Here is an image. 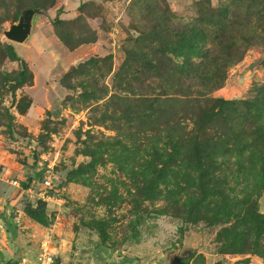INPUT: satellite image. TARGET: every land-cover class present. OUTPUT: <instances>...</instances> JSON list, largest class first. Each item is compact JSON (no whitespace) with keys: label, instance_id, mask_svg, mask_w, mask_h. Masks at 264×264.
Instances as JSON below:
<instances>
[{"label":"rangeland","instance_id":"1","mask_svg":"<svg viewBox=\"0 0 264 264\" xmlns=\"http://www.w3.org/2000/svg\"><path fill=\"white\" fill-rule=\"evenodd\" d=\"M263 85L264 0H0V209L45 225L12 264H264Z\"/></svg>","mask_w":264,"mask_h":264},{"label":"crops","instance_id":"2","mask_svg":"<svg viewBox=\"0 0 264 264\" xmlns=\"http://www.w3.org/2000/svg\"><path fill=\"white\" fill-rule=\"evenodd\" d=\"M86 48V46H81L72 52H68V54L76 55V53H83ZM31 105L32 103L30 102V106ZM5 198L10 199L8 202L9 205L15 203V200H12V198L15 199L12 194H9ZM15 212L17 213V211ZM22 223L23 226L20 227ZM17 227H19V229ZM24 229H29L30 232L40 231L36 223L29 219L23 218L20 213H17V215H14L13 213V215H11L7 210L0 209V264H12V260L14 259L13 257L15 255V252L13 251L14 248H11L13 247L12 245H14L15 248L16 246L19 247L21 245L26 248L25 244L28 242V238L25 236H29V233H23ZM43 230L47 232V229L44 228ZM48 230L50 231V229ZM38 247V254L36 253L37 255H35L34 258L29 260L25 257L26 254H23L22 257L19 258L17 264H53V247L50 246V244L46 246L44 240L40 242ZM25 248L22 249L24 250ZM43 251L45 252V256L50 259V262H47L46 258L43 257ZM4 254H7L8 256L4 257Z\"/></svg>","mask_w":264,"mask_h":264},{"label":"water","instance_id":"3","mask_svg":"<svg viewBox=\"0 0 264 264\" xmlns=\"http://www.w3.org/2000/svg\"><path fill=\"white\" fill-rule=\"evenodd\" d=\"M40 13L41 11L36 8L24 9L20 12L17 22L3 31V36L13 43H22L29 36L33 16Z\"/></svg>","mask_w":264,"mask_h":264},{"label":"trees","instance_id":"4","mask_svg":"<svg viewBox=\"0 0 264 264\" xmlns=\"http://www.w3.org/2000/svg\"><path fill=\"white\" fill-rule=\"evenodd\" d=\"M34 6H36V5H34ZM36 7H39V8H41V6H36ZM56 20L54 21V22H56L57 21V18H55ZM10 53H11V56L12 57H14V58H16V56H15V54H14V52L12 51V50H10ZM20 61V63H21V66H22V68H21V70L19 71V73H18V78H17V80H16V83H17V85H22L23 83H25L24 82V75H25V72H27V68H26V66H25V64L21 61V60H19ZM29 79H30V83H31V81H32V76H31V78L29 77ZM219 85V83L218 82H215V84L213 85V87H217ZM28 99V98H27ZM218 101V100H217ZM219 101H220V103L221 104H223V103H227V101H225V100H222V99H219ZM253 101H255L256 102V104L255 105H260V104H262V101H264V85L263 86H261L260 88H258L257 89V95L254 97V99H253ZM30 105V99H28V103H27V105H26V108L24 109V112L26 111V109L28 108V106ZM23 112V113H24ZM26 182H24V184H22V190L24 191V190H26ZM38 200H40L39 198H38ZM41 201V200H40ZM41 203H43V201H41ZM45 207V205L43 204V206H42V210H41V215L44 217L45 216V214H44V208ZM30 218H33V217H31L30 216ZM37 224H39V225H42V223L41 222H39L38 220H35V219H33ZM42 226H45V225H42Z\"/></svg>","mask_w":264,"mask_h":264},{"label":"built area","instance_id":"5","mask_svg":"<svg viewBox=\"0 0 264 264\" xmlns=\"http://www.w3.org/2000/svg\"><path fill=\"white\" fill-rule=\"evenodd\" d=\"M53 176L52 174L46 172V174L40 178V188L42 191L38 193V198L41 201H50L53 200V197L51 196V193L49 191L52 190L53 184H52ZM12 186L17 187L18 184L15 181L10 182ZM44 255L43 257L46 258L47 262H50V259L45 256V252L43 251Z\"/></svg>","mask_w":264,"mask_h":264}]
</instances>
